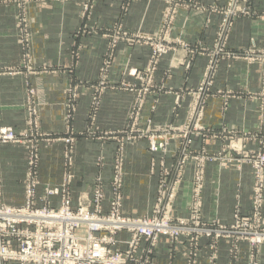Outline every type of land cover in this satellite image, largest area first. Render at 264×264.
<instances>
[{"label": "rangeland", "instance_id": "1", "mask_svg": "<svg viewBox=\"0 0 264 264\" xmlns=\"http://www.w3.org/2000/svg\"><path fill=\"white\" fill-rule=\"evenodd\" d=\"M13 1L18 13L15 41L19 55L13 64L0 62V78L21 80L19 85L10 88L20 91L18 97L22 99L23 116L0 119V148L22 151L25 175L19 184L22 198L15 192L6 196L5 179L0 169V208L19 209L34 201L35 209H60L62 198L48 195L51 189L61 191L66 187L70 193L67 200L75 213L80 210L93 212L98 208L102 215L109 216L111 207L118 202L125 217L152 219L158 209L172 226L184 222L187 228L194 230L180 233L176 240L162 236L151 255L141 256L145 250L143 244L125 264H155L153 261L162 241L167 245L169 264H175L174 257L181 251L178 246L183 240L186 242L182 258L185 264H196L202 254L208 260L207 264H219L221 243L226 246L225 264H240L242 255L246 256V264H261L264 249V35L259 41L251 39L249 46L242 49H231L229 41L237 23L242 20L260 23L264 33V7L259 10L256 0H207L205 3L146 0L147 3H162L163 8L156 31L145 33L142 30L130 32L124 26L135 0H122L111 14V23L110 20L100 22L98 18L96 9L100 0H72L77 17L73 15L71 22L65 19L68 18L63 11L65 0ZM10 2L4 0L2 3ZM55 7L61 12L55 17L50 16L49 20L44 17V11H52ZM181 13L185 15V21L201 16V29L212 30L209 47L172 37ZM47 28L71 31L67 45L65 39L58 37L53 40L56 49L43 51L37 48L45 40L38 39V33ZM98 38L105 41L101 56L90 53V46ZM121 45L147 48L144 64L131 68L126 65L121 72H116L115 58ZM178 48L185 51V59L177 63L186 68H190L196 57L206 61L196 87L167 86L166 80L171 76L169 70L164 74L165 79L160 80L158 73L164 57L171 56L172 62ZM97 56L100 57L98 62ZM235 67L234 74L229 76V71ZM114 73L118 75L113 76ZM113 97L120 99L118 104L125 112L120 117L104 115L105 111L116 108ZM209 107L216 112V124L207 128L201 123L204 111ZM235 109L251 110L252 129L226 123V113ZM162 110H167L172 118L164 120L163 114L160 117ZM112 125L117 127L112 129ZM210 140L212 151L205 146ZM196 142L204 146L199 148L195 146ZM97 143L100 146L93 148ZM87 144L92 150H87L86 156L83 149ZM133 159L134 163L147 161V176L151 179L149 212L143 211L145 205L140 199L147 184L126 179V165ZM84 160L91 162L95 174L88 182H81L86 188L76 191L78 163H84ZM50 163L56 166V173L60 175L48 173ZM210 164L213 188H219L220 177L227 171L234 176L236 193L228 222L221 221L218 216L217 199L212 205L216 214L208 219L204 216V211L211 209L208 205L212 201L209 197L206 201L204 196L209 184L207 171ZM135 166L133 172L136 168L137 171L145 169L143 165ZM246 167L251 177L248 213L241 209L239 188L240 175ZM105 170L110 171L107 180L103 175ZM69 174L73 176L71 180ZM99 186L103 189L102 193L100 191L104 195L103 201H98ZM184 186L189 187L188 197L181 198V204L186 203L188 207L187 218L177 213ZM256 190L263 195L257 213L254 211ZM135 197L141 200L137 205L142 211L129 207ZM240 219L247 224L237 225L236 221ZM5 237L0 225V244L4 243ZM201 239H205V245H201ZM115 240L112 252L124 253L127 250L125 243L129 240L126 232L115 235ZM12 247L17 251L16 245ZM0 264L38 263L0 258Z\"/></svg>", "mask_w": 264, "mask_h": 264}, {"label": "crops", "instance_id": "2", "mask_svg": "<svg viewBox=\"0 0 264 264\" xmlns=\"http://www.w3.org/2000/svg\"><path fill=\"white\" fill-rule=\"evenodd\" d=\"M4 0H0V62L7 63V64H13L17 61V57L19 55V47L15 41L17 35H18V28L16 27L17 23V15L15 2L11 0L10 3H2ZM122 0H100L97 11H98V18H100V22L109 21L111 23L113 20V12L118 8ZM199 2H207V0H198ZM73 1L72 0H65L64 3V14L68 16L65 19L68 20V22L72 21V17H77L76 12H73ZM255 4L259 10H263L264 7V0H256ZM131 8L129 11L128 16L126 17L124 21V26L127 29V31L135 32L137 30H142L145 33H154L157 29L158 22L160 19V13L163 8V4L159 3L157 1L147 3L146 0H135L131 4ZM57 7L53 8V10H46L43 12L44 17H46L48 20L50 19V16L55 17V15L60 10L56 9ZM66 20V21H67ZM178 23H176L175 27L173 28L172 37H179L182 41L187 42L188 44H193L195 42H200L204 46H210L212 42V30H202V18L201 16H194L189 17L187 21H185V15L183 13L180 14L179 19L177 20ZM184 22H188L186 25ZM67 23V22H66ZM255 23V22H254ZM254 23H245L244 20L237 23L234 31L232 32V35L230 37L229 46L231 49H238V48H246L249 46V42L251 39L260 40L262 39V36L264 35L262 28L260 26V23L256 22ZM15 25V26H14ZM254 25H257V28L254 27ZM104 27V25H103ZM260 28V30H259ZM71 31H56L53 29H45L43 32L38 33L37 38H44L45 40L41 41V44L37 46V48L42 49L43 51L56 49L57 45L53 42L56 38H62L65 39V45L69 42ZM101 38V37H100ZM96 39V43L90 46V53H96V55H102L104 52V44L105 41L103 39ZM38 51V50H37ZM36 51V52H37ZM42 51V52H43ZM62 53V52H59ZM145 54H148V49L144 47H139L137 45L133 47H127L125 45H121L118 49L117 55H116V65L114 68H116V72L119 70L121 72L126 65L131 67H135L138 65H143ZM184 55L185 51L182 49L177 50L176 55L173 58V61L171 62V56L164 57L161 68L158 73V75H161V79H165L164 74L167 70L170 71V77L167 78L166 84L167 86L175 87V88H181V87H196L198 83L201 80L202 77V67L205 64V59H202L201 57H196L190 68L184 67L181 63H177V61H184ZM98 57H96L98 62ZM9 58V60H8ZM100 58V57H99ZM140 58V60L137 61V59ZM65 63H68V59L64 58ZM140 63V64H138ZM142 61V62H141ZM98 65V63H97ZM234 69H231L229 72L230 74H234ZM118 74L114 73L113 76H116ZM112 78V76H111ZM19 82H21L20 79H8V78H0V119L4 118H21L23 116V111L21 109V97H18L20 94V91L18 88L13 89L10 88V86H16L19 85ZM114 98V104L116 108L111 109L108 111H105V116H115L120 117L122 114L124 115V111L121 110L120 105L118 104L119 100L117 97ZM114 105V106H115ZM242 111L230 110L226 113V123L233 122L232 124H237L240 127H245L248 129H252L253 122H252V115L249 110L241 109ZM242 112V113H240ZM163 114V119L167 120L168 118H172L171 115H169L167 110H162L160 113V117ZM240 114V115H239ZM144 115H146L144 113ZM246 115V116H245ZM215 116L216 112H212V107H209L206 111H204V114L202 116V123L205 127L209 128L212 127V125L215 123ZM249 117L250 119H246ZM106 123V120L103 121ZM114 122V121H113ZM169 122V121H168ZM171 122V121H170ZM116 123V122H115ZM117 125H112L110 128L115 129ZM110 144L109 146L114 147V144ZM89 145H85L83 149V155H88L89 152L87 150H92L88 147ZM100 146L99 143H97L96 147L98 148ZM195 146L201 147L204 146L200 142H196ZM208 151H212V140L208 141L205 144ZM87 148V149H86ZM142 161V160H141ZM80 165L79 173L77 174L76 181L74 183V189L76 191H81L82 189L86 188L84 184L81 182H88V179H91L95 174V169H92V164L89 162V160H84V163L79 162ZM135 165H143L145 167L144 170H133L136 166ZM147 161H144V163H140V161H135L134 159L131 160L129 163H127V178L128 180L134 181H141L146 183L145 185V192L143 195H140V199L143 200L142 203L145 205V208L143 211L149 212V201L151 199V179L147 176ZM208 171H207V178H208V184L207 189L205 192V198L207 201V198H211L210 203L208 205V208L212 209V205L214 204L215 200L218 203V216L220 217L221 221L228 222L230 219V209L231 204L234 203L235 199V193H236V187L234 186V176L233 173L230 171H227L225 174H223L220 177L221 185L219 188L212 187V164L208 165ZM129 168V169H128ZM0 169L2 171V174L4 176V191L6 196L8 195H14L13 193H17V197L22 198V186L20 187L21 181L24 179L25 175V158L23 157L22 151H19V149L9 148V147H3L0 148ZM140 169V168H139ZM48 173L50 175L58 176L60 173H56V166L54 164L50 163V167L48 169ZM250 171L249 168H244L243 172L240 175L239 179V188L241 193V209L244 213H248L250 211V204H249V196H250V185H251V177H250ZM104 179L107 180L110 177V171L105 170L103 172ZM102 175V176H103ZM148 178V179H147ZM237 181V177H236ZM20 187V188H19ZM213 188V189H212ZM19 190L21 193H19ZM183 193L179 197V206L177 213L184 218H187V210L188 207L186 203L181 204V198L188 197L189 187L184 186ZM138 199V197L134 198L133 204H131L129 207L133 208L135 210L139 209L138 211H142L140 207H138L137 202H140L141 200ZM138 200V201H137ZM181 205V206H180ZM204 211V216L206 219L209 218V216H214L213 209ZM213 213V214H212ZM264 215V210H263ZM264 224V220H263ZM264 227V226H263ZM185 241L183 240L180 245L178 246V250L181 251L176 254L174 257V263L175 264H185V261L182 259L184 258L183 251L186 249ZM206 241L205 239H201V245H205ZM167 245L164 241L161 242V245L159 246V251L155 256V260L153 263L155 264H169L170 259L167 255ZM221 253L219 254V264H225L227 262V252H226V246L224 243H221ZM181 253V256H180ZM201 254V253H200ZM204 254L200 255L198 259L196 260V264H207V259ZM240 264H246V256H241ZM261 264H264V249L262 248L261 253Z\"/></svg>", "mask_w": 264, "mask_h": 264}, {"label": "built area", "instance_id": "3", "mask_svg": "<svg viewBox=\"0 0 264 264\" xmlns=\"http://www.w3.org/2000/svg\"><path fill=\"white\" fill-rule=\"evenodd\" d=\"M72 178L69 174L68 179ZM97 190L98 201H103L102 187ZM69 194L66 187L61 191L51 189L49 197L62 198L60 209H35L34 201L19 209L1 207L0 225L6 237L0 244V258L38 264H125L143 244L145 250L140 252L141 256L151 255L162 236L176 240L180 233L194 231L184 222L180 226H172L158 209L152 219L125 217L118 202L111 207L109 216L102 215L98 208L93 212L80 210L75 213L67 200ZM255 196L254 211L257 213L260 212L263 195L256 190ZM236 223L245 225L247 221L240 219ZM120 232L128 235L127 250L113 253L111 248L116 244L115 235ZM12 245H16L17 251H13Z\"/></svg>", "mask_w": 264, "mask_h": 264}]
</instances>
